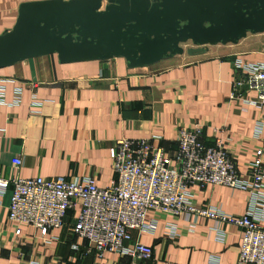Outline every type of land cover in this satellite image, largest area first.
I'll return each instance as SVG.
<instances>
[{
    "label": "crops",
    "instance_id": "0c3cea01",
    "mask_svg": "<svg viewBox=\"0 0 264 264\" xmlns=\"http://www.w3.org/2000/svg\"><path fill=\"white\" fill-rule=\"evenodd\" d=\"M40 1L47 0H0V34L12 27L19 4ZM249 36L234 45L207 46L199 55L183 53L139 68H127L121 58L62 64L55 55L1 68L8 104L0 105L2 177H88L104 188L114 176L108 149L115 140L150 139L170 153L176 130L194 125L202 128L204 145L214 138L223 141L240 176L254 152L262 150L264 173V114L247 103L255 98L252 92L230 98L233 57L262 59L249 51ZM14 89L20 90L16 105ZM258 124L262 130L256 136ZM16 157L18 168L11 165ZM190 192L195 206L226 215L240 216L247 207L243 192L223 186L191 187ZM8 198L7 191L0 196V264H236L240 230L220 225V243L209 231L210 220L199 219L190 234L180 231L181 221L157 216L155 232L138 237L151 250L147 261L108 253L97 259L73 235L70 212L60 229L48 232V244L28 228L14 237L7 221ZM168 224L180 228L174 238L164 232Z\"/></svg>",
    "mask_w": 264,
    "mask_h": 264
},
{
    "label": "built area",
    "instance_id": "2783aa9c",
    "mask_svg": "<svg viewBox=\"0 0 264 264\" xmlns=\"http://www.w3.org/2000/svg\"><path fill=\"white\" fill-rule=\"evenodd\" d=\"M230 98H241L252 92L248 101L264 114V57L250 60L235 55ZM12 105L19 103V89H14ZM0 105L4 88L0 86ZM255 126V135L261 132ZM221 130H216L218 132ZM214 132V131H213ZM202 128L194 125L176 130L174 149L168 153L152 145L150 139L119 138L108 149L113 178L104 188L91 178L65 180L41 177L5 179L0 172V196L9 191L7 221L13 236L22 228L31 229L43 244L48 232L60 229L67 213L74 215L73 235L85 243L86 251L97 259L116 254L136 261H147L151 250L140 243L141 234L156 230V217L169 216L183 223V232L192 234L197 221L210 220L213 239L222 243L220 225L240 230L236 264H264V173L262 150L254 152L243 176L224 149L223 141L214 138L210 146L201 141ZM16 157L14 168L20 166ZM223 186L246 195V210L240 216L226 215L216 208L198 207L192 203L191 187ZM179 228V229H180ZM175 224L164 228L169 238L178 235ZM76 249V246H72ZM30 264H35L31 262Z\"/></svg>",
    "mask_w": 264,
    "mask_h": 264
},
{
    "label": "water",
    "instance_id": "95a60500",
    "mask_svg": "<svg viewBox=\"0 0 264 264\" xmlns=\"http://www.w3.org/2000/svg\"><path fill=\"white\" fill-rule=\"evenodd\" d=\"M263 32L264 0L29 2L0 34V69L47 55L62 64L121 58L139 68Z\"/></svg>",
    "mask_w": 264,
    "mask_h": 264
},
{
    "label": "rangeland",
    "instance_id": "374dc122",
    "mask_svg": "<svg viewBox=\"0 0 264 264\" xmlns=\"http://www.w3.org/2000/svg\"><path fill=\"white\" fill-rule=\"evenodd\" d=\"M252 40V47H249V51L253 52V56H259L261 58L264 57V33L263 34H256L251 35L248 37ZM190 47L189 43H186L182 46L183 50ZM251 48V49H250ZM9 194V191H7Z\"/></svg>",
    "mask_w": 264,
    "mask_h": 264
},
{
    "label": "trees",
    "instance_id": "16d2710c",
    "mask_svg": "<svg viewBox=\"0 0 264 264\" xmlns=\"http://www.w3.org/2000/svg\"><path fill=\"white\" fill-rule=\"evenodd\" d=\"M201 137H202V135H201ZM201 141H202V139H201Z\"/></svg>",
    "mask_w": 264,
    "mask_h": 264
}]
</instances>
